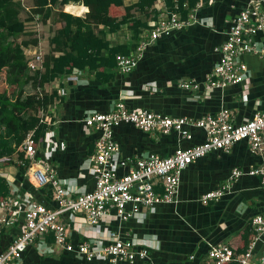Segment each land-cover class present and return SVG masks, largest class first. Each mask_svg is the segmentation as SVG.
I'll return each instance as SVG.
<instances>
[{
    "label": "crops",
    "instance_id": "1",
    "mask_svg": "<svg viewBox=\"0 0 264 264\" xmlns=\"http://www.w3.org/2000/svg\"><path fill=\"white\" fill-rule=\"evenodd\" d=\"M21 1L28 3L29 10L32 1ZM138 1L124 0L126 5ZM247 2L213 0L211 4L209 0H203V5L198 8L196 23L151 42L137 68L130 74H122L117 67L113 81L103 83L97 77V70L86 69L76 70L47 84L46 93H56L57 97L48 110L40 114L46 128L36 147L39 165H33L32 171H42L43 167L53 169L74 196L92 192L95 189L93 160L99 135L93 129H87L84 119L90 114L108 113L120 101L131 110H147L171 118L194 120L217 116L221 111L229 110L235 124L245 123L255 114L264 112V56L242 57L248 66V76L243 83L226 88H210L209 84L210 75L219 60L215 49L224 43L233 19ZM153 9L161 15L169 12L166 0H157ZM63 10L82 18L89 12L87 7L74 3ZM42 27L50 30L53 23L43 24ZM129 27L127 25L117 33H108L107 41L111 47H129L132 33ZM50 37L51 33L46 41L39 36V46L31 52L48 53ZM257 40L264 46V33H260ZM187 82L198 83L199 88L187 90L180 87ZM188 131L192 135L190 140L175 132L168 135L145 133L132 125L121 124L114 131L120 146L117 161H135L149 155L167 158L178 148L186 149L206 141L207 136L202 129L189 128ZM17 157L14 156L16 162ZM263 163L264 157L253 154L246 142L236 144L229 152H211L182 173L172 204L157 205L129 222L107 217L96 226L88 225L82 215L66 214L63 220L69 225L70 241L77 245L88 240L102 246L110 240L111 233H119L137 248L149 250L150 261H137L136 264H200L212 245L241 249L244 247L243 233L249 227L254 233L253 218L264 212L261 178L243 175L221 199L205 205L201 198L225 186L234 170L247 172ZM127 171L119 167L118 173L122 176ZM30 173L28 169L22 176L15 166H0V175L10 186V195L6 199L15 198L24 208L31 202L55 207L50 187L35 186ZM157 191L163 193L162 188ZM4 214L0 210V216ZM22 231V220L13 227L0 226V254L7 251ZM17 264L109 263L104 258L87 262L75 252L55 253L46 249L41 253L34 245Z\"/></svg>",
    "mask_w": 264,
    "mask_h": 264
},
{
    "label": "built area",
    "instance_id": "2",
    "mask_svg": "<svg viewBox=\"0 0 264 264\" xmlns=\"http://www.w3.org/2000/svg\"><path fill=\"white\" fill-rule=\"evenodd\" d=\"M213 3V0H209ZM199 5L184 20L181 13L160 15L150 23L136 51L131 55L119 54L117 67L122 74H130L137 68L143 53L151 42L174 32L192 26L197 22ZM264 33V0H248L246 6L233 19L226 40L215 49L219 60L209 78L210 88H226L243 83L248 76V66L242 61L245 55L264 56V46L257 36ZM31 71L43 67V54L36 52L28 62ZM183 89H198L199 84L187 82L180 85ZM43 123L44 120H41ZM121 124H129L145 133L159 132L164 135L179 133L186 139H192L189 128L202 129L206 141L186 149L178 148L167 157L149 155L138 160L117 161L120 153L119 143L114 136L115 129ZM87 129H93L99 135L96 155L93 160L95 189L92 192L74 196L57 178L55 171L43 167L42 171H32L37 163V148L30 135L23 149L29 161L31 182L37 187L49 186L53 193L55 207L50 208L38 202L24 206L15 198L0 201V226L13 227L23 221L22 234L7 251L0 255V264H17L23 254L37 245L39 252L49 251L77 253L87 262L104 258L109 264H136L137 261H150V252L146 248H137L134 243L119 233L110 234V240L97 246L85 240L77 245L70 241L69 225L63 220L66 214H78L85 217L88 225L96 226L107 217L120 222H129L151 211L160 204H172L178 193L182 173L196 161L214 151L229 152L236 144L246 142L252 153L264 157V112L242 124L233 122L229 110L221 111L217 116H207L199 120L189 118H171L147 110H131L125 102H118L108 113L90 114L84 119ZM119 167L127 173L119 175ZM261 178L264 191V163L247 172L234 170L228 183L202 196L201 202L208 204L224 197L231 185L241 176ZM160 186V187H158ZM158 188L163 189L159 193ZM254 236L244 253H237L227 245H212L204 258V264H264V212L255 215L252 221ZM52 234L54 242L49 245L46 237ZM193 258V257H192Z\"/></svg>",
    "mask_w": 264,
    "mask_h": 264
},
{
    "label": "trees",
    "instance_id": "3",
    "mask_svg": "<svg viewBox=\"0 0 264 264\" xmlns=\"http://www.w3.org/2000/svg\"><path fill=\"white\" fill-rule=\"evenodd\" d=\"M31 1L28 10L21 0H0V75L6 71V83L0 84V166H15L22 176L30 167L24 143L32 134L37 147L46 128L40 114L47 111L57 97L56 93H46V85L76 70L86 69L97 70V77L103 83L113 81L117 56L133 54L144 34L150 31V23L161 15L153 9L157 0H139L133 5H126L124 0ZM71 3L81 4L89 12L83 18L64 12L63 8ZM198 3L199 0H166L169 13L179 12L184 20ZM36 21L42 25L53 23V27L50 50L42 53L43 67L31 71L28 62L40 38L37 31L28 30L27 24ZM127 25L132 30L129 47H111L108 33H117ZM9 195L10 186L0 175V201ZM253 236L249 227L242 235L244 247L231 248L237 253L246 252ZM53 240L52 234L46 237L48 243ZM203 260L200 264H204Z\"/></svg>",
    "mask_w": 264,
    "mask_h": 264
},
{
    "label": "rangeland",
    "instance_id": "4",
    "mask_svg": "<svg viewBox=\"0 0 264 264\" xmlns=\"http://www.w3.org/2000/svg\"><path fill=\"white\" fill-rule=\"evenodd\" d=\"M23 4H24L25 7H28V5H27L28 3L26 1H24ZM27 28H28L29 31H33V30L37 31V30H39V32L37 31L38 36H40L42 38H45L46 41L48 39V34L52 33V27L50 28V30H48L47 28L44 29L42 27V24L39 23L38 21H36L35 23L27 24ZM43 47H45V46L43 45ZM44 51L47 52L46 50H44ZM5 83H6V71L4 70L1 73V75H0V84L1 85H5Z\"/></svg>",
    "mask_w": 264,
    "mask_h": 264
},
{
    "label": "bare ground",
    "instance_id": "5",
    "mask_svg": "<svg viewBox=\"0 0 264 264\" xmlns=\"http://www.w3.org/2000/svg\"><path fill=\"white\" fill-rule=\"evenodd\" d=\"M35 170V169H34Z\"/></svg>",
    "mask_w": 264,
    "mask_h": 264
}]
</instances>
